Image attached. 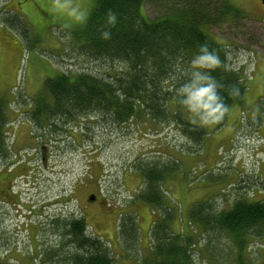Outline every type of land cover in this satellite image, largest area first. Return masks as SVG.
Instances as JSON below:
<instances>
[{
    "label": "rangeland",
    "instance_id": "1",
    "mask_svg": "<svg viewBox=\"0 0 264 264\" xmlns=\"http://www.w3.org/2000/svg\"><path fill=\"white\" fill-rule=\"evenodd\" d=\"M171 1L146 0L144 12L158 17ZM73 2L88 8L89 14L94 6V0ZM55 3L0 0V98L6 101L9 118L4 129L6 153L0 151V189L5 186L7 171L22 159L11 173L18 189L17 204L0 201V257L8 264H65L60 263L61 257L65 260L72 250H57L60 255L47 257L51 250H33L36 246L30 238H38L39 248L46 246L42 244L45 240H62L58 230L44 225L56 216L79 215L77 198L82 194L75 189L76 180L85 181L80 186L86 194L90 189L87 182L93 176L99 178L101 192L114 215L93 217L89 232L106 240L116 256L114 264H137L150 245L155 218L150 206L138 199L145 187L138 169L158 166L165 170L160 183L165 200L182 216L174 220L173 227L177 229L180 224V231L188 230L198 239L193 250L195 264H264V226L257 236L245 235L240 250L232 234L204 229L194 221L187 224V210L196 201L209 199L222 211L237 199L264 200V125L258 120L264 114L262 1H212L240 9L210 27L213 35L227 44L231 65L241 72L245 69L247 92L242 103L230 108L225 125H206L208 134L200 148L194 149L176 123L154 121L145 111L122 124L111 117L78 116L76 119L84 124L88 118L83 125L87 132H80L83 141L71 140L60 146L47 136L44 143L51 148L49 167L35 179L33 171L42 165V154L35 147L42 139L37 138L41 133L31 112L46 95L45 81L60 73L102 74L111 65L82 54V41L75 34L85 29L88 18L82 25L74 24L66 15L53 11ZM115 68L120 71L124 67L115 63ZM69 144L72 149L65 148ZM126 212L137 216L138 238L132 242L120 237L119 220Z\"/></svg>",
    "mask_w": 264,
    "mask_h": 264
},
{
    "label": "trees",
    "instance_id": "2",
    "mask_svg": "<svg viewBox=\"0 0 264 264\" xmlns=\"http://www.w3.org/2000/svg\"><path fill=\"white\" fill-rule=\"evenodd\" d=\"M212 1L172 0L164 14L151 18L144 12L146 0H94L85 29L75 35L82 41L79 44L82 54L111 65L102 74L87 71L75 76L60 73L48 78L44 84L46 95L35 104L31 117L38 121L96 115L123 123L141 117L145 111L154 121L176 123L188 142L196 147L194 149L200 148L208 134L207 128L194 122L193 114L179 103L175 89L166 83L169 77L175 76V87L189 80V61L199 50L198 45L207 42L223 62L211 70V74L225 85L218 91L229 106L216 123L217 127L225 125L230 108L242 103L247 92L245 69L241 72L231 65L227 44L214 36L210 27L228 13L238 14L240 9L232 4L214 5ZM109 12L115 13V24L107 22ZM105 30L109 31L106 39L101 35ZM115 63L123 64L124 68L119 71ZM234 84L239 86L240 92L230 96L229 88ZM47 95L51 101L47 100ZM6 105L0 98L1 149L5 147L4 129L9 119ZM258 118L259 125H264V114ZM192 149L189 152H193ZM138 170L145 181L138 199L150 206L155 218L150 229V245L137 264H195L193 250L198 239L188 230L173 227L174 220L182 216L165 200L160 186L165 170L158 166ZM125 215L119 220L120 237L132 242L138 238L137 216L128 212ZM187 217V224L194 221L204 229L232 234L243 250L245 235L257 236L264 226V200L237 199L228 210L222 211L216 210L211 200H200L189 207ZM52 224L62 240L55 248L51 245L40 248L51 250L47 257L60 255L57 250H72L64 256L65 260L61 257L60 263L114 264L113 250L100 235L90 234L85 216H56ZM0 264L8 262L0 257Z\"/></svg>",
    "mask_w": 264,
    "mask_h": 264
},
{
    "label": "clouds",
    "instance_id": "3",
    "mask_svg": "<svg viewBox=\"0 0 264 264\" xmlns=\"http://www.w3.org/2000/svg\"><path fill=\"white\" fill-rule=\"evenodd\" d=\"M53 11L66 15L72 23L80 25L84 24L89 16L88 8L74 3L73 0H56ZM107 22L115 24V13L109 12ZM64 26L69 27L68 24ZM101 35L106 39L109 31L105 30ZM198 48L199 50L192 55L189 61L191 78L179 87L174 86L175 76L169 77L166 83L175 89L179 103L186 106L187 110L193 114V121L206 126L219 122L229 110V106L224 102L221 92L218 91L225 85L211 74V70L220 67L223 63L218 52L207 42L199 44ZM180 70L186 71L182 68ZM239 92L238 85L230 86V96H237Z\"/></svg>",
    "mask_w": 264,
    "mask_h": 264
},
{
    "label": "flooded vegetation",
    "instance_id": "4",
    "mask_svg": "<svg viewBox=\"0 0 264 264\" xmlns=\"http://www.w3.org/2000/svg\"><path fill=\"white\" fill-rule=\"evenodd\" d=\"M84 119H85V124L88 123V120H87L88 118H84ZM85 124L83 122H80V120L76 118H58L57 117V118H53L49 120L46 119V120H38V121L35 120L34 121V125H36L39 129L38 133L39 132L41 133L40 135L37 136V138L39 137L42 139L40 142L36 139L37 140L36 143H42V144H37V146L35 147L36 151H38L40 155L42 154V158H41L42 165L39 167H36V170L33 171V173H35V176H34L35 179L38 177V175H40V173L43 170H45V168L47 170V168L49 167L47 165V159L49 156L48 154L50 152L49 151L50 147L49 145L44 143L46 141V137L49 136L51 138L50 141L55 142V145L59 143L60 146H62V144L65 142L68 143L71 140H73L74 143L77 142L78 139L83 141L84 134H80V132L81 133L87 132V130H84V127H83V125ZM69 145L70 147H65V148L72 149V144H69ZM0 151L2 153H6V151L4 152V148H3V151L0 148ZM12 152H15L14 154L17 153L15 150L13 151V149H12ZM15 163L16 165L7 171V174L4 177L6 178L5 179L6 181L4 182L5 186L0 189V201L10 206L17 204V200H18L17 198L18 189L15 188L16 185L13 181L14 179H12L13 174L11 173L16 166L22 164V159L18 160ZM76 182H78V184L76 185L75 189H77L76 191H81L80 194H82L81 196H79L80 194H78L79 197L77 198L78 206H79V215L77 216H85L90 226V222H91L90 220H92L93 217L101 219L104 216L111 217V215H114V209L112 208V206L106 203L105 197L103 196L101 192V188H100L101 186H100L98 177L95 178L91 176L90 182H87L90 189L86 194H83L84 188L83 186H80L84 184L85 181L83 179H77ZM44 201L46 200H43V202ZM44 206L46 207V204ZM34 207L36 208L37 206H34ZM35 213L39 215L37 211H35ZM52 220H50V222H48L44 226L48 225L55 232L56 228L53 226ZM39 225L41 226V224ZM89 226H88V229H89ZM31 237L33 236L31 235ZM33 238H30V243L34 247L36 246L33 250H40L39 244L37 242L38 238L36 236ZM50 242L52 241L45 240L44 243L42 244L51 245V247L53 248H55L56 245H58V243H50Z\"/></svg>",
    "mask_w": 264,
    "mask_h": 264
},
{
    "label": "water",
    "instance_id": "5",
    "mask_svg": "<svg viewBox=\"0 0 264 264\" xmlns=\"http://www.w3.org/2000/svg\"><path fill=\"white\" fill-rule=\"evenodd\" d=\"M262 1V3H264V0H261Z\"/></svg>",
    "mask_w": 264,
    "mask_h": 264
},
{
    "label": "crops",
    "instance_id": "6",
    "mask_svg": "<svg viewBox=\"0 0 264 264\" xmlns=\"http://www.w3.org/2000/svg\"><path fill=\"white\" fill-rule=\"evenodd\" d=\"M151 209V208H150ZM180 224L178 225V228H179Z\"/></svg>",
    "mask_w": 264,
    "mask_h": 264
}]
</instances>
